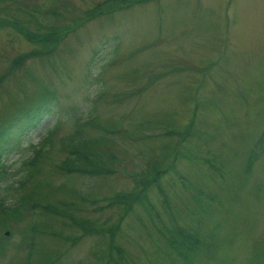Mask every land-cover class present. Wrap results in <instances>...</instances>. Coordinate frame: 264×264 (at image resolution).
<instances>
[{"label": "rangeland", "instance_id": "obj_1", "mask_svg": "<svg viewBox=\"0 0 264 264\" xmlns=\"http://www.w3.org/2000/svg\"><path fill=\"white\" fill-rule=\"evenodd\" d=\"M104 1L0 0V125L54 94V113L28 135L37 143L60 121L52 149L37 164L35 179L49 182L39 197L56 206L73 202L70 211L89 221L86 228L105 227L81 233L68 220L26 207L16 220L0 222V264H24L31 223L38 225L32 264L45 254L49 264H108L115 256L106 246L111 225L124 264H264V146L245 170L264 130V0H141L86 19ZM50 27L64 35L48 51L23 35ZM88 112L112 131L82 126L85 137L97 139L98 150L113 155L106 166L113 172L66 177L56 165L66 156L62 138ZM187 124L192 134L181 142V133L163 135ZM27 154L22 149L6 156L9 179L22 174L20 158ZM170 166L175 171L165 170L159 181L171 210L165 213L150 186L151 214L159 220L151 222L137 198L124 213L117 194L131 191L132 177ZM5 196V205H13L12 192ZM155 224L167 236L174 227L197 231L208 248L200 244L186 261L178 259Z\"/></svg>", "mask_w": 264, "mask_h": 264}, {"label": "trees", "instance_id": "obj_2", "mask_svg": "<svg viewBox=\"0 0 264 264\" xmlns=\"http://www.w3.org/2000/svg\"><path fill=\"white\" fill-rule=\"evenodd\" d=\"M118 1H120L119 5L117 4ZM139 1L141 0H105L102 3H99L96 8H92L90 12L86 14V19L94 15L110 12V10H113L114 8L125 7L127 5L137 3ZM4 12L7 13V10H5ZM12 23H14L12 24L13 26L20 28L16 20L13 19ZM76 23L78 22H74V24ZM68 28H70V26L66 27V29ZM61 33L62 35H64L63 32ZM23 35L31 43L36 44L39 47L41 45L43 46V49L45 51H48V49H50L52 45H55L58 36H60L61 34L56 31V27H50L49 30L47 29L44 32L33 33L25 31ZM33 53L34 50H31L28 53L20 55L17 60L19 59L18 61H21L26 58L28 54L32 55ZM16 65L17 64H15V66ZM98 96L99 94L95 96V100ZM54 100L55 95L51 94L46 99L32 102L30 103V105H28L27 107L25 106L24 109H22L17 114L12 115L3 124L0 125V183H3L4 185L3 187H1L4 191V196L8 191H11L14 196V198L11 200V203H13V205L11 206L5 205L6 200L2 198L0 199V222H8V219H6V217L9 216L13 220H16L18 218L17 216L19 215L18 213L20 212V210L29 207L39 210L40 213L57 217L61 221L63 220V222H67L68 220V224L72 227L75 226V228L82 229L81 233H92L98 232L100 230H105V227H100L99 230L94 229L95 227L86 228V225L89 223V221H85L86 219L74 216L73 213L70 211V209L75 207V203L73 202L68 204L59 203V205L61 206L59 207V205L56 206L54 204L49 203L48 201L41 200V198L39 197V190L42 187L45 188L49 184V182L35 179L37 164L52 149V137L55 128L60 124V121H55L45 133V136L42 137V139L38 143L32 145L29 144L28 141L27 144H23V140L26 138L28 139L29 132L31 130H35L47 115H52L54 113V107L56 105V102ZM88 113L91 115H89L88 119L81 122V124H76V128L69 130L68 133L62 138L60 149L62 151H65L66 156L61 160L60 163L56 165L57 169L62 172L63 175L66 177L75 174H80L81 176L86 178H93L97 175L100 176L113 172V169H111L110 167H106L108 163H112L113 155L110 153L103 152V150H98L97 139L94 140L85 137L82 133V126L96 125L97 127H99L100 132L104 131V133H111L112 131L108 130L103 126H98L95 116L90 112ZM189 124H187L182 131L168 129V131H165L163 135L176 136L177 134L179 135L181 133L179 135L180 137L176 136L178 141L181 142L183 139L188 138L192 134L190 129L191 126H188ZM99 138L100 137H98V139ZM24 145L26 146V148L23 147ZM263 146L264 130L260 132V134L255 139L254 143L252 144V147L250 148L249 155L247 157L248 159L245 165V170L249 167L251 159H253L256 155L255 149L258 148V150L260 151ZM22 149L27 150L30 154V157L27 159L25 158V160L20 163L21 167H23L24 169L23 171L20 170L22 171V174L16 177L15 179H9V172L3 166L4 159L9 153ZM165 150L167 155L168 152H172V147L166 148ZM175 155V153H172V157L175 158ZM170 167L171 168L148 167L147 170L139 171L137 173L139 178L136 179L132 177L134 181V186L132 187L131 191L126 194H122V196L120 194H117L119 202L123 205L124 213H126L127 210L130 209L131 203L134 202L133 200L137 198L136 202H143V209L147 213V217L149 218V220L151 222H153V218L159 220L157 214H151V211L153 210V205L151 204L146 193V190L150 186H153L157 190L164 209H167L165 213L170 211L171 206L169 205L168 197L159 181L160 174L163 173L165 170L171 169L175 171L173 169V166ZM68 187L69 186H67L65 182L61 183V188L68 189ZM200 193L202 192L198 190L196 193L190 195L191 199H197V196L201 195ZM4 196L2 195L0 197ZM111 203H113V201H110L109 205ZM168 216L171 218V215ZM69 221H71V223ZM114 227L115 225L106 227L108 228L107 233H109L110 235V241L108 243L107 240L106 246L107 248H112L115 253V256L111 257V259L108 261V264H124L125 258L123 256L124 254H122V251L120 249L121 246H119L118 244L115 245L114 242H112L114 241L112 239V234L114 236ZM154 227L155 229L159 230L157 231L158 235L161 238L164 237L166 245L175 254V256H177L178 259L186 261L189 258V255L192 256V254L201 245H203L204 249L208 248L205 243H200L197 237L198 235L196 234L197 231L188 232L183 230L182 228L174 227L171 232L170 230L168 231V233L170 234L169 236H167V234H163L161 232L162 228L160 226H157L155 224ZM2 228H4V226ZM36 230H38V225H36V223H31L29 229L25 234L27 253L23 262L24 264H32L30 258L36 236L38 235V233L35 232ZM45 231L49 230H42V233L44 235H54L51 232ZM211 236L212 234L208 235V240H212ZM3 245L4 244L3 242H1L0 239V253L3 251ZM50 257L51 256L49 254L42 255L35 264H49L48 262ZM184 263L187 264L186 262Z\"/></svg>", "mask_w": 264, "mask_h": 264}]
</instances>
